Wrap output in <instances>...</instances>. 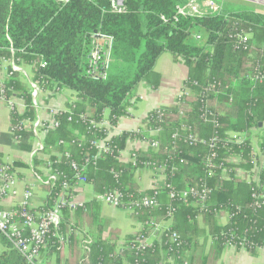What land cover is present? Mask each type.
Listing matches in <instances>:
<instances>
[{
    "label": "trees",
    "instance_id": "obj_1",
    "mask_svg": "<svg viewBox=\"0 0 264 264\" xmlns=\"http://www.w3.org/2000/svg\"><path fill=\"white\" fill-rule=\"evenodd\" d=\"M124 1V11L116 12L112 0H0V62L9 65L0 89L24 102V112L10 114L22 152L34 149L26 125L38 115L29 83L12 65L30 68L43 93L67 99L31 164H8L0 153L10 175L30 169L43 177L49 168L56 177L40 184L47 197L28 211L54 209L63 194L75 193L63 186L74 185L80 173L94 196L119 195L118 208L141 226L120 247V231L101 219L96 197L60 206L62 223L47 235L43 263L219 264L227 248L256 253L264 248V13L189 18L177 16L189 0ZM99 34L112 39L111 57L93 74L90 54ZM165 53L188 69L176 105L152 110L135 131L110 135L106 114L115 127L130 115L140 85L159 88L156 65ZM131 141L148 148L132 150L124 162ZM142 169L164 186L142 190L136 180ZM158 225L142 249L139 237ZM0 244V264H30L1 232Z\"/></svg>",
    "mask_w": 264,
    "mask_h": 264
},
{
    "label": "built area",
    "instance_id": "obj_2",
    "mask_svg": "<svg viewBox=\"0 0 264 264\" xmlns=\"http://www.w3.org/2000/svg\"><path fill=\"white\" fill-rule=\"evenodd\" d=\"M58 1L63 3L68 2V0ZM111 7L116 12H123L125 9V1L112 0ZM221 10L222 7L213 0H189L184 6L178 9L177 16L189 18H203L208 15L221 13ZM162 19L164 21H167L165 17H162ZM111 49V38L106 37L102 34H99L95 37L92 44V51L90 54V62L92 65L93 74L97 73L100 67L108 62L109 58L111 57ZM3 66L9 65L6 61H2L0 62V70L3 68ZM12 70L22 74L24 79H26V81L29 83L33 105L38 115L37 119L34 122L30 124L28 123L26 125V127L30 131H32L35 140V146L33 151L31 153H27L29 159L28 163L31 164L35 157L38 156V151L42 148L46 131L54 129L57 126V124L53 120V117L60 110L55 109L54 111H52L47 120H42L40 118V113L44 107V101L52 99L57 95L53 96L52 93H43L37 86V84L31 81V76L28 75L27 71H25L24 68L13 64ZM180 95L181 93L179 94V96ZM15 99L16 98H11L8 100L4 95V91L0 89V101L5 102L9 106L11 111L17 109ZM45 121H48V125L46 128L43 124ZM103 126L108 129L109 133L110 128L114 127L111 126L107 120L103 123ZM99 147L102 148L103 146L99 145ZM153 147L156 148L157 145L154 144ZM7 165H3L0 163V232L8 238V240L12 243L15 249H17L30 264H44L43 257L41 256V251L47 250L48 248V241L46 239L47 235L51 231V229L57 232L59 226L62 223L61 212L59 209L60 206H68L70 208H75L77 206L83 205L85 203L82 195L83 187L89 184L83 175H81L80 173L77 174V181L74 183V185L63 186L64 190H74V192L77 194H63L59 200V205L46 213L35 214L30 213L28 211L29 208H34L31 205L32 199L34 197V185L27 186L22 199L16 205L11 206L10 208H4L3 206L5 205V202L7 200H15L18 196V192L16 190L17 178L15 175L8 174L7 171L10 170V166ZM32 174L34 180L39 183V185L41 183L45 185H51L56 181V177L50 173L49 168L44 170L43 177L37 176L33 171ZM95 197L101 203H105L109 206L119 207L120 205L119 195H98ZM154 203V200H145L144 202L146 206L154 205ZM17 206L22 208V212L20 214H17L13 211V208ZM16 217L21 218L22 221H15ZM162 228V225H158L156 226V229L149 231L146 237H139V246L143 249L150 245L157 231ZM25 231H27L29 234L26 235L24 233ZM177 239L178 237L176 235H173V237L171 238V242H176Z\"/></svg>",
    "mask_w": 264,
    "mask_h": 264
},
{
    "label": "crops",
    "instance_id": "obj_3",
    "mask_svg": "<svg viewBox=\"0 0 264 264\" xmlns=\"http://www.w3.org/2000/svg\"><path fill=\"white\" fill-rule=\"evenodd\" d=\"M159 60L156 65V71L161 74V84L159 88L157 90H153L147 85H140L138 89V101H134V106L130 110V115L120 118L117 125L110 128L111 135H118L126 131H135L142 125L143 119H145L148 113L152 110L161 107H173L176 105V99L180 94L183 82L187 78L188 69L183 63H176L173 61V58H171L165 59L161 69L158 70ZM25 69H27L28 75L31 76L30 68ZM7 73L8 66H3V68L0 70V83L6 79ZM24 81L27 83L26 79H24ZM15 101L18 111L21 113L24 112V102L20 99H15ZM66 103L67 99L62 95H57L51 100H45L43 110L40 113V118L42 120H47L52 111L55 109L64 110L66 108ZM10 114L11 109L9 106L5 102L0 101V153L5 156L6 161H9L8 163H12V161H22L28 163L29 159L27 153L21 151L20 145L13 138ZM108 115L109 114L107 113V121ZM147 148L148 145L146 143L131 141L128 143L127 149L122 153V160L124 162H130L132 160V150H147ZM10 153H16L13 160H10ZM27 170L29 171V175L25 173ZM27 170H18V173L22 175V177L16 176V190L18 192V196L15 200H7L3 206L4 208H10L11 206L16 205L22 199L24 191L28 185L35 186L34 197L32 199L31 205L34 208H38L44 203L47 194L40 187L39 183L34 180L32 171L30 169ZM240 174H243V172L240 171ZM253 179L254 181L258 180L256 176H254ZM136 180L142 190L162 187L164 184V179L161 177L154 178L152 171L149 169L139 170L136 174ZM87 187L88 185L83 187L82 194L83 200L85 202L93 198H87ZM37 190L40 192H37ZM226 221L227 219L223 220V223H226ZM140 229L141 226L138 224V227L135 229V231L131 232L124 238H121L119 246L121 247L124 245L126 237L137 235ZM219 264H264V248L256 251L254 254H251L245 250L237 251L235 248H227L221 255Z\"/></svg>",
    "mask_w": 264,
    "mask_h": 264
},
{
    "label": "rangeland",
    "instance_id": "obj_4",
    "mask_svg": "<svg viewBox=\"0 0 264 264\" xmlns=\"http://www.w3.org/2000/svg\"><path fill=\"white\" fill-rule=\"evenodd\" d=\"M213 1H215L218 5L222 7L221 13L224 14L236 12V11H242V10L245 11L251 10L259 13L260 12L264 13V0H213ZM171 58L172 57L170 54L167 53L163 54L158 63V70L161 69L163 61H165V59H171ZM25 71H27V69H25ZM10 154H11L10 160H13L16 153H10ZM13 162L14 161H12V163ZM25 173L29 175L28 170L25 171ZM86 190L88 192L87 198L88 199L92 197L94 198V192L90 185H88ZM37 192L40 191L37 190ZM101 219L108 221L113 228L118 229L121 233V238H124L131 232L135 231V229L138 227V223L131 218L130 211L124 210L122 208L111 207L105 203H101ZM3 250L4 247L2 244H0V255L3 252ZM52 264H55V262L52 261Z\"/></svg>",
    "mask_w": 264,
    "mask_h": 264
}]
</instances>
